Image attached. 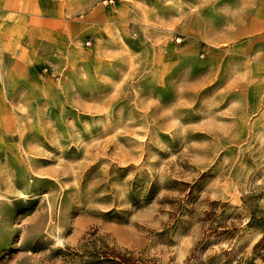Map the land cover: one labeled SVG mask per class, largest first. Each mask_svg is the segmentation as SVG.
Wrapping results in <instances>:
<instances>
[{"label":"rangeland","instance_id":"374dc122","mask_svg":"<svg viewBox=\"0 0 264 264\" xmlns=\"http://www.w3.org/2000/svg\"><path fill=\"white\" fill-rule=\"evenodd\" d=\"M93 9L63 31L0 9V264H61L53 252L83 237L150 264L251 256L262 231L242 198L264 208V0ZM211 201L232 238L201 240Z\"/></svg>","mask_w":264,"mask_h":264},{"label":"trees","instance_id":"16d2710c","mask_svg":"<svg viewBox=\"0 0 264 264\" xmlns=\"http://www.w3.org/2000/svg\"><path fill=\"white\" fill-rule=\"evenodd\" d=\"M258 195L254 192L243 196L242 203L248 210L247 227L260 229L261 237L254 243L252 255L247 258H241L237 264H264V208L257 203ZM220 205L219 201H211L209 207L202 215L204 230L202 239L216 237V239H230L233 237L236 226L233 222L217 221L216 207ZM225 206L226 203L221 204ZM53 256L59 258L61 264H150V261L136 258L131 251L119 250L116 247L108 246L101 240L90 237H83L75 247H66L57 249ZM155 264V263H151Z\"/></svg>","mask_w":264,"mask_h":264},{"label":"crops","instance_id":"0c3cea01","mask_svg":"<svg viewBox=\"0 0 264 264\" xmlns=\"http://www.w3.org/2000/svg\"><path fill=\"white\" fill-rule=\"evenodd\" d=\"M108 2V0H0V9L23 16L29 22L58 24L59 30L63 31L69 23L74 22L71 18L91 17L97 4L103 5ZM80 22L82 30L93 26L88 20H79L77 23Z\"/></svg>","mask_w":264,"mask_h":264},{"label":"built area","instance_id":"2783aa9c","mask_svg":"<svg viewBox=\"0 0 264 264\" xmlns=\"http://www.w3.org/2000/svg\"><path fill=\"white\" fill-rule=\"evenodd\" d=\"M109 2H111V0H108ZM87 44H88V42H87ZM45 71V70H44Z\"/></svg>","mask_w":264,"mask_h":264}]
</instances>
